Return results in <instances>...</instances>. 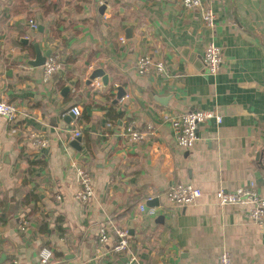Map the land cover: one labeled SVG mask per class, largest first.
Instances as JSON below:
<instances>
[{"label": "crops", "instance_id": "1", "mask_svg": "<svg viewBox=\"0 0 264 264\" xmlns=\"http://www.w3.org/2000/svg\"><path fill=\"white\" fill-rule=\"evenodd\" d=\"M211 7L210 29L181 0H0V100L20 112L13 125L0 116V264H39L43 246L53 251L50 264H126L113 251L116 228L128 235L132 264H217L223 249L232 264H264V221L215 201L217 189L250 182L264 196V0ZM211 41L223 53L217 74L203 66ZM35 44L61 56L49 82L28 64ZM142 55L165 73L139 76ZM94 70L107 84L88 82ZM119 87L124 103L114 101ZM73 106L78 119L69 117ZM199 109L221 122L207 120L194 146L181 150L169 119ZM129 127L144 133L141 142L128 141ZM29 131L47 146H31ZM76 167L92 177L88 204L75 198ZM178 182L202 190L196 204L167 201ZM142 203L156 214L141 213Z\"/></svg>", "mask_w": 264, "mask_h": 264}, {"label": "built area", "instance_id": "2", "mask_svg": "<svg viewBox=\"0 0 264 264\" xmlns=\"http://www.w3.org/2000/svg\"><path fill=\"white\" fill-rule=\"evenodd\" d=\"M218 0H181L182 7L189 11H197L200 18L207 28H213L215 24V13L211 7L212 3ZM29 26L37 28L34 20H29ZM123 41V38L120 39ZM221 46L214 42H208L203 50V66L209 74H217L223 64ZM136 72L143 77L150 73L161 75L165 73L164 65L161 61L155 60L149 55L140 56L135 63ZM62 69L61 56L57 50H53L45 59L41 66V75L44 82H49L53 75ZM99 85V83H96ZM127 96L124 95L118 101L124 103ZM69 112L78 119L81 111L79 107L73 106ZM17 105L7 100H0V116L3 117L10 125L16 122L19 115ZM215 119L217 123L221 122V116L211 110H190L179 113L170 117L169 121L174 132L176 146L181 150H189L194 146L198 138V130L207 120ZM147 130H151L148 125ZM129 142H141L144 133L137 132L131 127L127 130ZM81 133L78 128L73 131V138L80 137ZM26 140L34 148H43L47 146V139L35 132L26 133ZM2 164V153L0 146V167ZM76 176L78 180V189L75 194L76 200L82 204H88L93 197V185L91 175L82 167H76ZM202 196V190L191 183H175L170 186L165 193L167 201L174 206L186 207L196 204ZM153 197L145 198L146 202H153ZM215 201L218 206H238L245 214L246 218L254 224H262L264 221V196L260 195L250 182L247 186H239L233 190L223 188L215 191ZM139 211L148 215L156 214V207L146 206L144 203L139 205ZM28 222L26 220L18 221V229H26ZM118 242L113 246V251L121 256H125L126 264H132L134 256L128 253V235L125 230L115 229ZM99 242L106 244L108 242L107 230L104 225L99 228ZM53 258V251L49 246H43L38 252L39 264H50ZM217 264H232V257L228 250L223 249L217 257Z\"/></svg>", "mask_w": 264, "mask_h": 264}, {"label": "water", "instance_id": "3", "mask_svg": "<svg viewBox=\"0 0 264 264\" xmlns=\"http://www.w3.org/2000/svg\"><path fill=\"white\" fill-rule=\"evenodd\" d=\"M101 8H105V5H103ZM35 47V57L33 60H30L28 61V64L31 65L32 67H41L43 64H44V61L45 59L50 55L51 53V50L48 49L46 50L45 52H41V50L38 49V45L35 44L34 45ZM96 77H101L102 78V81L104 84H107V76H105L104 72L102 70H94L89 78H88V82H92V80ZM70 86H67V89L69 88ZM125 95V92L124 90L119 87L117 89V93H116V97H115V102H117L121 97H123ZM72 116L71 113H69V117ZM79 142H80V138L77 137V138H74L73 141H72V144L74 146H79ZM122 261L126 262V258H123Z\"/></svg>", "mask_w": 264, "mask_h": 264}]
</instances>
